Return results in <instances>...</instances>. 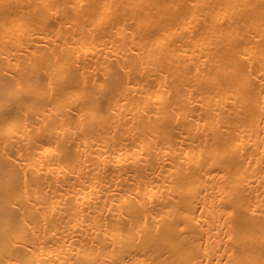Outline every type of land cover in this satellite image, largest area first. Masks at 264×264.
<instances>
[{
	"label": "bare ground",
	"instance_id": "obj_1",
	"mask_svg": "<svg viewBox=\"0 0 264 264\" xmlns=\"http://www.w3.org/2000/svg\"><path fill=\"white\" fill-rule=\"evenodd\" d=\"M0 264H264V0H0Z\"/></svg>",
	"mask_w": 264,
	"mask_h": 264
}]
</instances>
